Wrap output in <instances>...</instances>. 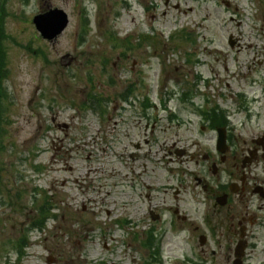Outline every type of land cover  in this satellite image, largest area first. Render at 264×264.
<instances>
[{
    "label": "rangeland",
    "instance_id": "374dc122",
    "mask_svg": "<svg viewBox=\"0 0 264 264\" xmlns=\"http://www.w3.org/2000/svg\"><path fill=\"white\" fill-rule=\"evenodd\" d=\"M152 2L155 11L148 10ZM5 4L9 74L0 113V264H142L149 220L135 217L134 205L137 211L138 202H148L146 195L173 202L172 191L164 195L165 186L144 178L151 189L130 192L129 153L133 144H142L141 132L105 155L100 132L107 127L99 125L85 100L123 89L133 77L137 90L146 86L154 93L163 85L177 87L181 79V93L194 94L193 103L208 99L235 111L238 93L252 95L258 82L264 85V0ZM46 6L63 10L69 19L54 42L41 40L31 23ZM230 36L238 47L229 48ZM161 69L167 74L161 76ZM189 113L181 119L192 118ZM52 118L68 130L58 129ZM196 128H182L187 146L192 141L205 145ZM174 132L171 128L169 135ZM156 149L149 174L155 170L153 176L160 178L165 169L177 171L178 165L166 164Z\"/></svg>",
    "mask_w": 264,
    "mask_h": 264
},
{
    "label": "flooded vegetation",
    "instance_id": "af4514ba",
    "mask_svg": "<svg viewBox=\"0 0 264 264\" xmlns=\"http://www.w3.org/2000/svg\"><path fill=\"white\" fill-rule=\"evenodd\" d=\"M154 3H150L153 11L158 8ZM5 5V0L0 1L2 22ZM50 8L40 7L36 15ZM8 71L9 64L5 67L2 61L0 77ZM159 74L164 76L167 71L161 69ZM179 75L181 78V70ZM133 78L123 89L92 94L85 101L89 110L97 112L99 125L111 126L100 132L105 155L115 154L120 140L137 138L141 132L142 144H133L134 151L129 153L130 174L125 177L130 192L138 187L151 189L144 178L165 186L164 195L172 191L173 202L146 195L148 202H138L137 211L134 205V216L149 220L143 233L148 257L144 264H264L263 83L254 82L259 88L252 95L242 92L241 99L237 96L238 120L208 99L201 105L193 103L194 94L181 93V79H174L177 87L163 85L154 93L146 86L137 90ZM6 95L0 88V104ZM207 104L210 106L204 107ZM186 110L192 118L182 120ZM56 119H51L52 124L68 130V125L57 124ZM185 125L197 126L205 145L192 141L187 146L181 136ZM171 128L175 130L172 137ZM219 134L223 144L217 143ZM154 147L168 159L166 164L178 165L177 171L165 169L160 178L153 176L155 170L149 174Z\"/></svg>",
    "mask_w": 264,
    "mask_h": 264
},
{
    "label": "water",
    "instance_id": "95a60500",
    "mask_svg": "<svg viewBox=\"0 0 264 264\" xmlns=\"http://www.w3.org/2000/svg\"><path fill=\"white\" fill-rule=\"evenodd\" d=\"M33 24L43 39L51 41L65 30L68 20L67 15L62 10L55 9L35 17ZM229 45L233 47L231 39Z\"/></svg>",
    "mask_w": 264,
    "mask_h": 264
},
{
    "label": "trees",
    "instance_id": "16d2710c",
    "mask_svg": "<svg viewBox=\"0 0 264 264\" xmlns=\"http://www.w3.org/2000/svg\"><path fill=\"white\" fill-rule=\"evenodd\" d=\"M40 214H41V216H43L44 214H45V207H43L41 210H40ZM38 223V222H37ZM40 225H42V223L40 222L39 223ZM24 242L22 241V244H23ZM18 254L21 256L22 255V247L20 246V251H18Z\"/></svg>",
    "mask_w": 264,
    "mask_h": 264
}]
</instances>
